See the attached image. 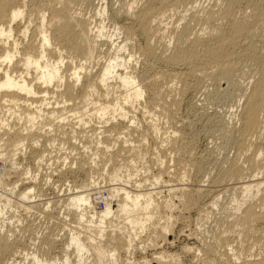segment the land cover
Instances as JSON below:
<instances>
[{"label":"bare ground","instance_id":"bare-ground-1","mask_svg":"<svg viewBox=\"0 0 264 264\" xmlns=\"http://www.w3.org/2000/svg\"><path fill=\"white\" fill-rule=\"evenodd\" d=\"M139 1L141 0H131L129 3L125 2L126 4L121 7V13L126 22L118 21L119 25L114 29L122 31L124 39L113 46L114 51L111 55L104 56L103 60L99 61L100 59L96 60V58L101 53L100 45L103 44V38L109 41L118 34L116 31L109 34L104 33L101 21L96 24L93 15L85 17V14H80L81 8L78 7L82 3L84 5L87 3L88 6L92 5L90 0H0V220L8 215L4 211H10L13 206H20L26 210L36 209L35 211L42 207L44 210H38L39 213L56 220V223L53 222L55 224L51 223V227L55 225V228H47V231L40 227L41 232H37L35 224L28 226L32 227L31 229L35 228L37 232V237L35 239L32 237L33 241L32 238L31 240L28 239L32 241V248L28 252L27 249L15 248L19 239L11 238L10 232L13 230L9 231L6 226L8 221L7 224H4L2 220L0 222V264H119L117 261L120 253L131 255V251H136L135 240L141 237L139 235L148 226L153 227L148 240L160 235L163 236V239L165 238L164 242H168L165 234L169 232L166 226L169 217L162 212L163 217L161 211H163L162 207L163 209L164 207L171 209L174 205L166 201L159 202L158 198L154 196L156 193L150 189H142L143 185L140 182L131 184L133 188L128 187L130 179L132 180L135 174L133 160L136 153L129 145L131 149L127 150L132 152L131 155H127L131 157H127L130 159L129 162L121 160L120 163L118 162L119 164L112 163V155H108L109 159H107L106 153H109L114 147L115 142L108 140L109 133L107 132L110 128L106 125L116 121L117 117L123 120L127 119V109H135L137 104V106L142 104V111L147 114L151 112L150 110L154 106L160 107L158 108L160 113L164 114L163 116L169 122L172 112L177 110L179 104L178 98L176 101L175 96L172 95L173 92L170 90L175 85L172 86L170 83L177 81L176 84H183L188 77L194 78L196 82L197 79H207L223 91L236 88L238 79H244L246 82L248 80L247 89L243 87L241 92L239 91L242 109L239 118L240 127L236 130L237 137H239L238 141L236 142L233 128H225L223 132L225 141L235 144L237 155L244 156L246 168H242L245 165L242 167L237 165L238 159L233 158L236 161L229 160L231 161L229 167L223 170L215 180H211L214 188L210 194L200 186L188 189L186 184L187 187L183 185L186 178L189 177L188 172L191 171V169L188 171L186 169L188 167L185 168V166H189L192 170L194 169V172H198L201 163L192 160L184 162L185 164L182 162V165H185V169L183 168L185 171L183 170L184 173L181 178L183 187L172 188L169 191H178L179 206L186 213L194 209L199 213L203 209L210 211L213 207L219 206V200L227 190L233 191L235 194L238 192V194H234L235 197L229 204L232 208L226 204L220 206L224 212L229 210L228 207L230 208L227 214L231 220L226 223V230L224 231L228 232V235L236 232V236L239 238H234L241 239V245L233 246L232 241L229 242L227 239L229 236L219 235L215 239L212 234L214 236L212 243L210 241L207 244L202 241L201 252L205 256L201 255L204 258L202 264H264L261 261L262 256L260 260L248 258L246 254L250 249L245 252V248L242 246V242L246 243L250 239L253 245L264 244V190L261 191V186L264 185V0H222L220 3L215 0L209 3L208 9L205 10H196L198 0H142L141 3ZM93 6L90 9L95 10L96 15L104 13V9L99 11V8L98 10ZM172 16H175L179 23L182 22L181 28L178 30L175 28L171 31L161 28L160 22ZM31 17L35 18L37 22L35 21V26L32 21L35 28H32L33 31L29 34V22L33 20ZM136 32L144 38L143 47H139L141 48L138 52L139 55L145 60L155 59V54H157L155 49L157 48L154 47L156 45L154 43L158 44L163 41V44L160 42L162 44L160 45L162 46L160 49L162 62L166 64V67L176 71L171 74L169 71L162 70L161 72L160 70L159 73L156 72L157 74L152 76L150 74L149 78L146 72L137 74L134 71L135 52L132 54V40H134L133 36ZM27 35H29L28 40L24 39L27 40L26 43L21 44L18 37H26ZM171 38L173 43L170 47L169 39ZM90 62H94L96 66L90 68L92 70L96 68L95 73L89 70L88 64ZM160 80L164 81L165 89L164 87L162 89L163 85H158ZM186 83L181 87L179 85L180 89H177L178 85L175 86L178 94L176 97L186 93L189 85ZM167 84L172 87L170 88ZM77 89L81 92L78 94L79 98H76L78 100L76 103L73 93L78 91ZM145 96L146 98L148 96L151 101L146 103L144 100V104L141 102ZM58 97L64 101L62 104ZM89 100L90 103H88ZM72 101H75V107L68 109V105L65 104ZM77 104L80 107H77ZM147 106H152V109H148ZM65 111L68 112L65 113ZM170 113H172L171 116ZM79 114L81 115L79 116ZM93 120H97V123L101 125L97 131L103 129L100 131L102 135L97 134L99 132H96L97 135L88 133L90 131L88 130L90 125L88 123ZM130 124H132L131 121ZM111 128L115 129L114 126ZM126 128L124 129L126 130ZM93 130L92 132H94ZM85 132L89 136H86ZM149 132L151 131L149 130ZM149 132L147 131L148 134ZM178 132L172 131V139H174L173 137L177 138L176 133ZM83 133L86 134V139H84L87 140L88 144L86 143V145L88 147L83 145L85 150L82 154L85 153L84 155L88 157V160H80L83 159L78 157L82 155L79 153L81 151L76 152L74 149V153L81 155L74 154L75 157L72 156L74 158L69 159L65 157L62 159L61 168L58 167L60 169L51 170L57 174V177H61L66 171V174L70 173V177L73 179L80 173L85 179L81 180L78 185L68 184V187L61 191L62 194L59 193V197L54 202L49 199L40 200L39 197L42 196L44 189L39 186L40 183L38 182L41 181V184L44 185L50 184L49 181L53 175L52 172H49V174L42 173L44 175L39 177V172H41L39 164L46 157L47 154L45 155V153H48V150L49 152L50 150L51 152L59 151L61 147L64 149L63 146L67 144L72 148L74 142L73 145L71 143L69 145V142L73 139L79 140V136L82 137ZM123 133L119 135L125 137L126 135ZM142 134L145 135V133ZM154 134L156 136L155 132ZM179 138L180 141L182 137ZM123 141L124 145L128 142L125 139ZM188 141L189 143L194 142L189 138ZM174 143L173 146L176 145ZM42 144L43 146H41ZM187 144L184 146L186 150L189 147ZM31 145H35L38 149L43 148L41 151L38 150L40 153L37 152L38 154L33 157L31 165L34 169L28 171L25 166L19 169L18 167L23 165H21L22 162L16 161V154L18 155L20 150H23L22 154L25 156V150L28 149L26 147L30 148ZM90 145L93 146V149L89 148ZM99 146L102 149H99ZM168 146H170L169 143ZM36 147L32 146L34 149ZM121 147L117 149V155L125 151L123 149L126 147ZM173 149L171 152L175 151ZM28 150L33 153L36 149ZM248 151L250 153L245 154ZM34 154L32 155L34 156ZM126 154L124 152V155ZM7 160L9 161L7 162ZM158 160L160 161L159 165L163 164L162 159ZM101 163L104 165L102 166ZM108 163H111L109 170L107 168ZM50 165L52 166L53 163ZM8 169L13 170L15 180L12 178V181L11 177V181L9 179L3 180V173L6 174ZM161 170L158 174H154L155 177L152 176L153 182L150 183V187L161 181L164 173ZM243 173L247 176L245 181H242L246 178ZM98 180L102 181V186L108 183L106 187L103 186L105 191L98 184ZM143 180L146 183L147 179ZM229 181L233 182L230 187L227 186ZM99 189L106 193V198L102 197V200L104 199L102 209H98L96 206L101 200L102 193H99ZM202 191H206L210 195L208 198L206 197L207 199L205 198L206 201L200 207L198 199L199 196L201 197ZM260 191V197L255 198V195ZM237 195L239 196L236 197ZM55 206L57 212L53 216H58L54 218L51 216L52 214L47 215L46 213ZM161 219L164 220L163 224L159 223ZM7 220L10 219L7 217ZM157 226L159 229L156 228ZM43 228L46 229V227ZM66 229L69 231L68 234L65 232ZM60 233L61 236H59ZM218 234L216 233V235ZM201 240L197 242L201 244ZM106 245H109L108 248L111 249H107ZM23 246L24 244L21 247ZM147 247L143 246L139 250H146ZM247 247L250 246L247 245ZM156 249H150L155 251L152 254V260L143 258L136 262L133 260L135 263L130 264H162L161 260L166 258V251L163 252L160 249L161 251L157 253ZM17 258H19L18 261H16ZM128 259L133 258L131 256ZM171 264L178 263L173 260Z\"/></svg>","mask_w":264,"mask_h":264},{"label":"rangeland","instance_id":"rangeland-1","mask_svg":"<svg viewBox=\"0 0 264 264\" xmlns=\"http://www.w3.org/2000/svg\"><path fill=\"white\" fill-rule=\"evenodd\" d=\"M91 1V3H92V5H94L93 7L94 8H96V9H98L99 11H102V9H104V13H100L99 15H96V11L94 10L93 11V9H90V8H92L91 6L92 5H89L88 6V4L86 3L85 5H84V3H82V5H80V7H78V8H81V11H80V14L81 15H84L85 17H89V16H94L93 18H94V21H95V23L97 24V23H100V21L102 22V26L104 27V33H106V34H109L110 32H112V33H114L115 31H116V29H114V27H118V25H119V22H126V20L124 21V18H123V16H122V13H121V7L124 5V4H126L127 2L129 3L131 0H90ZM138 1V0H137ZM213 1H215V0H198V2L196 3V10H201V9H208V7H209V3H212ZM220 1H222V0H216V2H218V3H220ZM95 2V3H94ZM97 2V3H96ZM119 2V3H118ZM126 2V3H125ZM142 2V0L141 1H139V3H141ZM99 3V4H98ZM201 5H200V4ZM199 5V6H198ZM82 6H83V8H82ZM96 6V7H95ZM99 6V7H98ZM139 6V5H138ZM207 6V7H206ZM88 8V9H87ZM115 9V10H114ZM84 10V11H83ZM89 12V13H88ZM93 13V14H92ZM113 16V17H112ZM116 16V17H115ZM34 17V16H33ZM33 17H31L33 20H31L30 22H29V34H31L30 32H32L33 31V29L32 28H35V27H33L34 26V23H35V26H36V19L35 18H33ZM114 17H115V19H114ZM118 19V20H117ZM113 20V21H112ZM117 20V21H116ZM123 20V21H122ZM34 23H33V22ZM36 21V22H35ZM119 21V22H118ZM32 22V24H30ZM127 22H129V21H127ZM178 21L176 20V18H175V16H172V17H170V18H166V19H164V20H162L159 24L161 25L160 27L161 28H165V30L167 29V31H171L172 29H175L176 28V30H178V29H180L181 28V26H182V22H178ZM114 23V24H113ZM118 23V24H117ZM176 25H175V24ZM116 24H117V26H116ZM155 24V23H154ZM164 26V27H163ZM134 28H135V26H134ZM114 30V31H113ZM121 32V33H120ZM116 34H118V35H115V36H113L112 37V39H110L109 41L106 39V38H103V44H101L100 45V54H99V56L96 58V60L98 59H100L99 61H102L103 59L102 58H104V56L105 57H108L107 55H111L112 53H113V51H114V48H113V46L116 44V43H120V42H122V40L124 39V37H123V33H122V31H120V30H118V31H116ZM115 37V38H114ZM21 38V39H20ZM28 38H29V35H27L26 37H18V39H19V42L21 43V44H25L26 43V41L28 40ZM137 38V39H136ZM24 39H27V40H24ZM133 39L134 40H132V42H133V44H132V46H133V52H132V54L134 53V62H135V66H134V71L135 72H137V74H139L140 72L142 73V72H146V73H148L147 75H148V78H149V75L150 76H152V75H154V74H157V73H159V71L161 70V72H162V70L164 71H169L171 74L173 73V71H176L175 69H173V68H169L168 66V68L166 67V64L164 63V62H162L163 61V59H162V57H161V51H160V49H162V46H160V45H162L163 43V41H160L158 44L155 42L154 43V47L155 48H157V49H155V53H157V54H155L156 55V57H155V59L153 60V59H151V60H145V58H143L141 55H139V49H141V48H139V47H143V45H144V38H143V36L142 35H140V33H138V32H136L135 33V36H133ZM136 39V40H135ZM24 40V41H23ZM138 41V42H137ZM169 45H170V47H171V45H172V43H173V41H172V38L171 39H169ZM25 42V43H24ZM165 42V41H164ZM111 44V45H110ZM103 53V54H102ZM127 53V52H126ZM126 53H124V54H126ZM160 53V54H159ZM139 55V56H138ZM160 55V56H159ZM141 57V58H140ZM160 57V58H159ZM156 58H158V59H156ZM161 59V60H160ZM159 60V61H158ZM145 61V62H144ZM150 61V62H149ZM156 61V62H155ZM162 62V63H161ZM147 63V64H146ZM153 63V64H152ZM165 65V66H164ZM91 66V67H90ZM96 67L95 66V64H94V62L92 63V62H90L89 64H88V67H89V70L91 71L92 69H90V68H92V67ZM159 67V68H158ZM98 68V67H97ZM144 68V69H143ZM152 69V70H151ZM97 71V69L96 68H93V70L91 71V72H93V73H95L96 71ZM148 70V71H147ZM150 71V72H149ZM157 72V73H156ZM168 72V73H169ZM192 77H188V78H186V81L184 80V83L182 84V83H180V84H176V82L174 83H170L172 86L173 85H175L176 87H177V85H178V87H177V89H180V87L182 86V85H184L186 82V84L188 85H186L187 86V90H186V93H184V95H180L179 97H176V96H178V94H177V89H176V87L175 86H173V87H175L174 89H173V87L172 86H170V85H168V86H170V90L173 92L172 93V95L173 96H175L174 97V99L176 100L177 98V100H178V106H177V110L174 112H172V113H170V116H171V114H172V117H170V121L169 122H171L170 124H169V122H168V120H167V118H165V116H163L164 114H162V113H160L161 111H160V109H158V108H160V107H158L157 105V107H153V109H152V106H147V108L148 109H152V110H150L149 112L150 113H143V111H142V104H140V106H137L136 105V110L135 109H130L129 108V110L127 109V119H120V118H116V121H112V123L111 122H109L107 125H106V127H109L110 129H108L109 131L107 132V133H109V139L108 140H110V142H115V145H116V148H115V145H114V147L112 148L113 150H115V151H113L112 149L109 151V153H106V155H107V159H109L108 158V155H112L113 156V159L111 158V160H112V163L114 162H116L115 164H117L118 162L120 163V161L122 160L123 162L124 161H128L129 162V160L130 159H127V157L129 156V155H131L132 154V152H130V150H127V149H131V148H129L130 146L133 148L132 150H134V153H136L135 155H136V157H134L135 159V162H134V160H133V166H134V177H132V180L130 179V183H129V185H128V187H132L133 188V186L131 185V184H133L134 185V183H141V185H143L142 187V189H145V190H152V191H154L155 193H156V195H154L155 196V198H158L157 200L159 201V202H164V201H166V202H168L169 204L171 203V204H173L174 206L171 208V209H168V208H166L165 209V207H164V209H163V207H162V210L163 211H161V214H162V216L164 217V215L166 214L168 217H169V220H167V222H166V226H167V230L169 231V232H166V239L168 240V242H164V239H163V236H156L155 238L153 237V239H150L151 240V242H150V240H148V238L151 236V231L153 230V227L152 226H148V227H150L149 229H148V227L147 228H145L143 231H142V233L139 235V236H141V237H139V239H136L135 240V243H134V247H137V250L135 251H131V255H124L123 253H120V257H119V260L117 261V259H116V261H117V263H119V264H130V263H133L134 261L136 262V261H139V260H141V259H143V258H145V259H147V260H152V254H153V252H155V251H153V250H150V249H152V248H157V249H159V250H157L156 249V252L158 253V252H160L161 250L163 251V252H165V257L166 258H168V259H166V258H164V259H162L161 261H162V264L164 263V264H169L170 263V261H171V258H172V261L174 260H176V262L179 264H202V259H204L203 258V256H204V254L201 252L202 251V241L204 242V243H207L208 244V242L210 243V241H211V243L214 241V236H215V239H216V237L217 236H229V237H227V239H228V241L229 242H231V244L233 245V246H235V245H239L240 243H241V239H237V238H234V237H238V236H236L237 234H236V232L235 233H230V235H228V232H226V231H224V230H226V223H228V220L230 221L231 219H230V217L228 218V215L229 214H227V213H229V211H230V208H232V206L230 207V202L232 201V199H233V197H235L234 196V192L233 191H231V192H229L230 190H227L226 192H225V196L223 195L221 198H220V204H219V206L217 205L216 207H213L210 211L207 209H203V210H201L202 212L201 213H199L198 211H196L195 209L193 210V211H190L189 213H186L185 211L183 212V210H181L182 208L179 206V200L177 199L178 197H179V194H178V191H174V192H171V191H169V189H172V188H174V189H178V188H182L183 187V185L185 186V187H187L188 189L190 188V187H196V186H200L203 190L205 189V190H207V192H211V190H213L212 188H214L213 186H214V184H212L211 183V180L212 179H216V177L223 171V170H226L228 167H229V163L231 162V161H233L234 159H238L237 161L236 160H234V161H236L237 162V165L238 166H240V167H242V166H244V167H242L243 169H245L246 168V163H245V160H244V156L242 155V157H240V156H238L237 154V152H236V147H235V144L234 143H229V142H226L225 141V139H224V137H223V132H224V130H225V128H233V130H235V138L237 139L236 140V142L238 141V138L239 137H237V133H236V130L240 127V121H239V118H240V113H241V109H242V100L240 99V97H239V95L241 94L240 92H241V90L243 89V87L244 88H246L247 89V87L249 86H247L246 84H248V80H247V82H246V80H244V79H238L239 80V82H238V80H237V85L238 86H236V88H234V89H230V90H224L223 91V89H220L215 83H213V82H210V81H208L207 79H203L202 78V80L200 79V80H198L197 79V82L196 81H194V78H192ZM190 79V80H189ZM149 80H152V79H149ZM242 80V81H241ZM244 80V81H243ZM161 81V80H160ZM158 82V85H163L162 86V89H163V87H164V89H165V85L163 84L164 83V81H161L162 82V84H159V83H161V82ZM246 82V83H245ZM112 83H114V82H112ZM156 83V82H155ZM165 83H166V81H165ZM199 84V85H198ZM245 84V85H244ZM156 85H157V83H156ZM157 85V86H158ZM179 85H180V87H179ZM240 86H242L240 89H239V87ZM247 86V87H246ZM158 87H160L161 88V86H158ZM78 91H74V97H75V101H76V103H77V101L78 100H76V98L79 96L78 94H79V92H81V90L79 91V89H77ZM174 90V91H173ZM176 90V91H175ZM236 91V92H235ZM240 91V92H239ZM78 92V93H77ZM174 92H176V93H174ZM233 92V93H232ZM76 93V94H75ZM81 94V93H80ZM81 96V95H80ZM79 98V97H78ZM147 99H148V101H147ZM167 99H169V98H167ZM235 99V100H234ZM58 100L60 101V103L62 104L64 101L62 100V98H61V100H60V98L58 97ZM144 100H146V103H148L149 101H151V100H149V97L147 96V98H146V96H145V98L142 100V102L141 103H144L145 101ZM176 100V101H177ZM62 101V102H61ZM75 101H72V102H66V104L65 105H68L67 107H68V109H71V108H74L75 107V104L76 103H74ZM69 103V104H68ZM71 103H72V105H71ZM88 103H90V100L88 101ZM145 104V103H144ZM74 106V107H73ZM77 107L79 106V104H77L76 105ZM69 107H71V108H69ZM80 107V106H79ZM226 109V110H225ZM239 110V111H238ZM142 111V112H141ZM154 111V112H153ZM229 111V112H228ZM68 111H65V113H67ZM129 112V113H128ZM138 112V113H137ZM82 114V113H81ZM81 114H79V116L81 115ZM162 114V115H161ZM131 115V116H130ZM144 115V116H143ZM159 115V116H158ZM175 115H176V117H175ZM225 116V117H224ZM232 116V117H231ZM231 117V118H230ZM93 118V117H92ZM161 118V119H160ZM173 118V119H172ZM180 118V119H179ZM132 122V124H130V121ZM153 119V120H152ZM171 119H172V121H171ZM176 119V120H175ZM188 119V120H187ZM137 120V121H136ZM141 120V121H140ZM150 120H151V122H150ZM167 120V121H166ZM178 121V122H177ZM190 121V122H189ZM98 121L97 120H93V121H91V122H89L88 124H90L89 125V129L88 130H90V131H88V133L89 132H91V134L92 133H94V134H96V132H99V133H97V134H101L102 135V133H100V131H102L103 129H101L100 131H97L98 129H100L99 127H101V125L99 124V123H97ZM168 122V123H167ZM174 122V123H173ZM185 122H189V123H185ZM214 122V123H213ZM101 123V122H100ZM110 123H111V125H110ZM114 123H116V124H114ZM167 123V124H166ZM178 123H179V125H178ZM113 124V125H112ZM126 124V125H125ZM152 124V125H151ZM182 124V125H181ZM239 124V125H238ZM93 125H94V127H93ZM110 125V126H109ZM105 126V125H104ZM115 127V129H113V128H111V127ZM117 126H118V128H117ZM123 126H126V127H128L129 128V130H127L128 128H126V127H123ZM131 126V127H130ZM137 126V127H136ZM148 126V127H147ZM166 126V127H165ZM225 126V127H224ZM230 126H232V127H230ZM92 129H91V128ZM105 127V128H106ZM119 127H121V128H119ZM145 127V128H144ZM152 127V128H151ZM157 127H158V129H157ZM160 127V128H159ZM165 127V128H164ZM169 127V128H168ZM187 129H186V128ZM189 127V128H188ZM123 128V129H122ZM124 128H126V130L124 129ZM143 128V129H142ZM94 129V130H93ZM112 129H113V131H112ZM123 131H122V130ZM135 129V130H134ZM155 129H156V131H155ZM174 129V130H173ZM92 130L94 131V132H92ZM120 130V131H119ZM143 130H145V131H143ZM149 132V130L151 131V132H149V134L147 133V131ZM164 130V131H163ZM176 130V132H178V133H176V135H177V138L175 139V137H173L174 139H172V135H171V133H172V131H175ZM112 131V132H111ZM117 131V132H116ZM130 131V132H129ZM133 131H135V132H133V134H132V132ZM139 131V132H138ZM141 131H143V132H141ZM153 131V132H152ZM160 131V132H159ZM222 131V132H221ZM111 132V133H110ZM116 132V133H115ZM124 132V133H123ZM154 132L156 133V136H155V134H154ZM186 132V133H185ZM217 132V133H216ZM86 134V136H89L88 135V133L87 132H85ZM107 133H106V136H107ZM112 133H113V135H112ZM118 133V135H116ZM120 133H123L124 135H126L125 137L124 136H120L119 134ZM142 134V133H145V135L144 134H142L141 136L139 135V134ZM90 134V133H89ZM96 134V135H97ZM128 134V135H127ZM165 134V135H164ZM81 135V134H80ZM83 136L82 137H80L79 135V140L77 139V140H75V139H73V140H71L70 142H69V145H70V143H71V145H73V142H74V145L72 146V148H70L71 146H67V145H65V146H63L64 147V149L61 147L60 148V151L61 152H58V151H52L51 152V150H50V152H49V150H48V153L47 154H49L48 155V157L50 156V157H53V156H56L58 159H57V162L58 163H60V160H62L63 158H65V157H68L67 159H69V158H71L72 156H74L75 157V155L74 154H79V153H83L84 152V147H83V145H85L86 147H88V145H86V143L88 144V142H87V140H85L86 138V136L84 135V133L82 134ZM144 135V136H143ZM152 135V136H151ZM182 135V136H181ZM91 136V135H90ZM104 136H105V134H104ZM113 136V137H112ZM158 136H160V137H158ZM163 136H165V137H163ZM171 136V137H170ZM120 137V138H119ZM137 137V138H136ZM146 137V138H145ZM157 137V138H156ZM179 137H182L181 138V142L179 141ZM78 138V137H77ZM83 138V139H82ZM85 138V139H84ZM127 138V139H126ZM129 138V139H128ZM131 138V139H130ZM145 138V139H144ZM155 138V139H154ZM168 138H170V139H168ZM188 138H189V140L191 139V141L193 142V143H189V141H188ZM127 140L128 142L127 143H125V145H124V141L123 140ZM144 139V140H143ZM158 139V140H157ZM85 140V141H84ZM119 140V141H118ZM130 140V141H129ZM134 140H136V141H134ZM175 140V141H174ZM178 140V141H177ZM218 140V141H217ZM83 143H82V142ZM133 141V142H132ZM172 141H173V143L174 144H176V145H174L173 146V143H172ZM177 141V142H176ZM183 141V142H182ZM185 141V142H184ZM82 144H81V143ZM139 142H140V144H139ZM165 142H166V144H165ZM178 142H180V144H181V147L183 146V148H181L180 147V144H177ZM149 143V144H148ZM158 143V144H157ZM168 143H169V145L170 146H168ZM172 144V146H171V144ZM183 143H184V145H183ZM188 143V144H187ZM111 145H113L112 143H110ZM134 144V145H133ZM138 144V145H137ZM142 144V145H141ZM146 144V145H145ZM161 144V145H160ZM185 144H187V147L189 146H191L190 148L188 147L187 148V150L185 149L186 147H184V146H186ZM189 144H191V145H189ZM209 144V145H208ZM28 145H29V143H28ZM93 145V144H92ZM119 145V146H118ZM130 145V146H129ZM145 145V146H144ZM158 145V146H157ZM179 147H178V146ZM32 146L33 147H36L35 145H31V147L29 148L28 146L26 147V148H28V149H31V150H35L32 154H34V153H36V154H34V156L30 153V151L28 150V149H26L25 151H26V153H25V156L22 154L23 153V150H20V152H19V154L17 155L16 154V161L18 162V161H20L19 163H21V165H23L22 167H18L19 169H22L24 166H25V169L26 170H28V171H31V170H33L34 168H33V166L31 165V163H32V161H33V157H35L38 153L37 152H39L40 153V151H41V149H43V148H41V149H38V147H36L35 149L34 148H32ZM38 146V145H37ZM41 146H43V144L41 145ZM81 146V147H80ZM94 146V145H93ZM93 146H91L90 145V149L93 147ZM121 146H123V147H121ZM144 146V147H143ZM163 146V147H162ZM177 146V148H174V147H176ZM78 147V148H77ZM79 147H80V149H79ZM101 146H99V149H102V148H100ZM119 147H121V148H125V149H123V150H125L124 152L125 153H127L126 155H124V152H121L122 154H116L117 152V149H119ZM137 149H136V148ZM155 147H156V149H155ZM161 147V148H160ZM167 147V148H166ZM70 148V149H69ZM77 148V149H76ZM115 148V149H114ZM174 148V149H173ZM179 148H181V149H179ZM76 150V152H79V151H81V152H79V153H74V151ZM93 149V148H92ZM139 149V150H138ZM149 149H151V150H149ZM172 149H173V151L176 153V155H175V153L174 152H171L172 151ZM18 150H19V148H18ZM38 150H40V151H38ZM64 150V151H63ZM71 150V151H70ZM126 150H127V152H126ZM178 150H180V151H178ZM192 150V151H191ZM14 151H16V150H14ZM13 151V152H14ZM107 151V152H108ZM111 151H113V152H111ZM136 151V152H135ZM153 151H154V153H153ZM166 151V152H165ZM177 151V152H176ZM184 151H185V153H187V154H185L184 153ZM191 151V152H190ZM16 153H17V151H16ZM114 153V154H113ZM158 153V154H157ZM160 153V154H159ZM167 153V154H166ZM178 153V154H177ZM250 153V151H248V153L246 152L245 154H249ZM73 154V155H72ZM81 154H79V155H81ZM85 154V153H84ZM84 154H82L81 156H78V157H80V158H83V159H80V160H88L87 158L88 157H86V155H84ZM116 154V155H115ZM189 154H192V155H189ZM23 155V156H22ZM46 155V154H45ZM128 155V156H127ZM158 155V156H157ZM164 155V156H163ZM121 156H123L122 158H121ZM170 156H171V158H170ZM191 156V157H190ZM48 157H45L44 159H43V161L39 164L40 166H41V169H40V171L41 172H39V177L41 176V175H44V174H49V172L51 173L52 171H51V169H53L54 168V166L52 165H50V164H52L51 162V158L49 159ZM74 157H72V158H74ZM77 156H76V158L77 159H79ZM155 157V158H154ZM185 157V158H184ZM237 157H239V158H237ZM128 158H131V157H128ZM164 158V159H163ZM166 158V159H165ZM181 159V160H183V161H181V160H179V159ZM186 158H188L187 160H186ZM190 158V159H189ZM234 158V159H233ZM125 159H127V160H125ZM133 159V158H132ZM158 159H162V162H163V164H160L159 165V160ZM242 159V160H241ZM15 160V159H14ZM85 160V161H86ZM105 160V159H104ZM103 160V161H104ZM114 160V161H113ZM116 160V161H115ZM152 160V161H151ZM154 160V161H153ZM190 160H192V161H195L196 163L198 162V163H201L200 164V170L198 171V172H194L193 170H192V168H190L189 166H185V165H182L184 162H188V161H190ZM225 160V161H224ZM228 160V161H227ZM229 160H231V161H229ZM9 160H7V162H8ZM48 161H50V163H48ZM200 161V162H199ZM239 161V162H238ZM243 161V162H242ZM151 162V163H150ZM153 162V163H152ZM176 162V163H175ZM183 162V163H182ZM46 163H48V164H46ZM105 163V162H104ZM118 163V164H119ZM243 163V164H242ZM245 163V164H244ZM30 164V165H29ZM41 164H46L45 166L44 165H41ZM111 163H108L107 164V168H108V170H109V166L111 167V165H110ZM185 164V163H184ZM224 164V165H223ZM48 165V166H47ZM50 165V166H49ZM101 165L103 166L104 164L103 163H101ZM60 165L59 164H57L56 165V167H57V169H60L61 168V166H60V168H58ZM162 166V167H161ZM184 166H185V168L186 167H188V168H186L188 171H190V169H191V171L190 172H188V175H189V177H187L186 178V180L184 181V184H183V181L181 180V178L183 177V173H184ZM48 167V168H47ZM53 167V168H52ZM146 167H148V168H146ZM43 168V169H42ZM152 168V169H151ZM159 168V169H158ZM164 168V169H163ZM177 168V169H176ZM184 168V169H183ZM3 169H6V168H4L3 167ZM163 170L164 171V173H163V175H162V178H161V181L160 182H158V184H156V185H152V187H150V183H152L153 181H152V178L153 177H155L154 176V174L156 175V174H158L159 173V171L160 170ZM7 170V169H6ZM49 170V171H48ZM161 170V171H162ZM167 170V171H166ZM180 170V171H179ZM184 170V171H183ZM140 171H142V173H140ZM162 171V172H163ZM196 171V170H195ZM203 171V172H202ZM243 172H245L244 170H242ZM167 172V173H166ZM168 172H169V174H168ZM42 173H44V174H42ZM190 173V174H189ZM52 176H51V178H50V181H49V183L50 184H47V185H44V184H41V181L40 182H38V183H40V187H42L43 189H44V192H43V194H42V196L41 197H39V199L41 200H43V199H49L50 201L52 200L53 202H54V200H56L58 197H59V193L60 194H62V192L61 191H63L64 189H66V187H68V184L69 185H78L80 182H81V180H83V179H85V177H83L82 176V174L80 173H78L79 175L76 177V178H72V177H70V173H68V174H66V171H65V173L64 174H66V175H61V177H57V174H55V173H53L52 172ZM55 174V175H54ZM165 174V175H164ZM175 174V175H174ZM205 174V175H204ZM54 176L55 177H57L56 178V180H54L55 178H54ZM153 176V177H152ZM210 176V177H209ZM243 176H246L245 175V173H243ZM3 180H6L7 178H6V174L5 173H3ZM169 177V178H168ZM174 177V178H173ZM263 177V176H262ZM14 179V176L13 175H11V180L13 181V179ZM41 178V177H40ZM81 178V179H80ZM150 178V179H149ZM172 178V179H171ZM259 178H261L260 176H259ZM80 179V180H79ZM143 179H147L146 180V183H144V180ZM202 179V180H201ZM247 179V176H246V178L244 179V180H242V181H245ZM9 180H10V178H9ZM10 180V181H11ZM15 180V179H14ZM62 180V181H61ZM73 180V181H72ZM77 180V181H76ZM173 180V181H172ZM177 180H178V182H177ZM64 181V182H63ZM70 181H72V182H70ZM75 181V182H74ZM137 181V182H136ZM190 181V182H189ZM197 183H196V182ZM241 181V180H240ZM76 182H78V183H76ZM230 182V183H229ZM228 183H227V186L228 187H230V186H232L233 184V182H231V181H229ZM42 183H44V182H42ZM72 183V184H71ZM205 183V184H204ZM53 184V185H52ZM67 184V185H66ZM98 184L100 185V187H102V189L104 190V188H103V186L104 187H106V185L108 184H106V185H104L103 184V186H102V181L101 180H98ZM97 184V187H99V185ZM183 184V185H182ZM187 186H186V185ZM42 185V186H41ZM137 185V184H136ZM179 185V186H178ZM61 186V187H60ZM176 188H175V187ZM263 187H264V185H262L261 186V191H263L264 189H263ZM42 189V190H43ZM57 189V190H56ZM102 189H99L98 191H99V193H102L101 194V197H100V201H99V203H98V205H96V206H98L97 208L98 209H102V207H103V200L106 198V193L104 192V191H102ZM228 189V188H227ZM60 191V192H59ZM95 191V190H94ZM261 191H260V193H257V195H255V198H257V197H260V194H261ZM206 191L205 192H201L202 194H200L201 195V197L199 196V199H198V204H199V206L200 207H202L201 206V204H203L205 201H206V199L208 198V196L211 194H209V193H207ZM55 193V194H54ZM207 193V194H206ZM231 193V194H230ZM256 193V192H255ZM254 193V194H255ZM47 194V195H46ZM236 194H238V192H236ZM235 194V195H236ZM231 197H230V196ZM50 196V197H49ZM55 196H57V197H55ZM61 196V195H60ZM178 196V197H177ZM229 196V197H228ZM239 195H237L236 197H238ZM52 197V198H51ZM102 197H104V199L102 200ZM207 197V198H206ZM203 198V199H202ZM206 198V199H205ZM254 198V199H255ZM230 199V200H229ZM245 199V198H244ZM243 199V200H244ZM253 199V200H254ZM204 200V201H203ZM245 201V200H244ZM202 202V203H201ZM229 202V203H228ZM245 202H248V201H245ZM221 204H223V205H229V207H228V211H226V212H224V211H222L221 210ZM233 205V204H232ZM264 207V206H263ZM41 210H44L42 207L40 208ZM40 209H38V210H40ZM36 209H31V210H26V209H24V208H22V207H20V206H13V207H11L10 208V211H8V210H5L4 211V213L6 214V213H8V215H6V217H3L1 220H0V222L3 220V223L4 224H7V221H8V224L6 225L7 227H8V229H9V231L11 230H13L12 232H10V234H12V239H14V240H18V243H16V245L18 246H15V248H22V249H27L26 251L28 252V250L29 249H31L32 248V245H31V243H32V241L37 237L36 236V233L39 231V232H41L40 230L42 229V230H46L47 231V228L48 229H53V228H55V225L53 226V227H51V225L52 224H55L56 222V220H52L53 218H48L46 215H44V214H42V213H39L40 211H35ZM51 210H53L52 212H51ZM51 210H48V212L46 213L47 215H51L52 217H54L55 218V216L56 215H54L53 216V214H56L55 212H57V208H56V206L54 207V208H52ZM56 210V211H55ZM169 210V211H168ZM199 210V211H200ZM204 210H206V211H204ZM218 210V211H217ZM50 211V212H49ZM36 212V213H35ZM164 213V215H163V213ZM205 212V213H204ZM209 212V213H208ZM217 212V213H216ZM225 213V214H224ZM58 214V213H57ZM215 214V215H214ZM213 215V216H212ZM43 216V217H42ZM46 216V217H45ZM58 216V215H57ZM56 216V217H57ZM200 216V217H199ZM202 216V217H201ZM7 217L10 219V220H7ZM213 217V218H212ZM12 218V219H11ZM44 218V219H43ZM48 218V219H47ZM208 218V219H207ZM215 218V219H214ZM50 219H51V221H50ZM216 221V222H215ZM227 221V222H226ZM14 222V223H13ZM46 222H47V224H46ZM53 222H55V223H53ZM163 222H164V220H160V222L159 223H161V224H163ZM221 222V223H220ZM225 222V223H224ZM49 223V224H48ZM52 223V224H51ZM220 223V224H219ZM224 225H223V224ZM34 224L37 226V232L35 231L36 229L35 228H33V229H31L32 227H28V226H34ZM212 224V225H211ZM224 226H222V225ZM27 225V226H26ZM39 225V226H38ZM44 225V226H43ZM23 228H22V227ZM25 226H26V228H25ZM50 226V227H49ZM218 226V227H217ZM39 227V228H38ZM40 227H41V229H40ZM43 227H46V229L45 228H43ZM29 228V229H28ZM157 229H159V227L157 226L156 227ZM19 229V230H18ZM40 229V230H39ZM215 231H214V230ZM223 229V230H222ZM18 230V231H17ZM219 230H220V232H219ZM25 231V232H24ZM145 231V232H144ZM148 231H150V232H148ZM222 231V232H221ZM65 232L68 234L69 233V231H68V229H66L65 230ZM205 232V233H204ZM224 232V233H223ZM226 232V233H225ZM204 233V234H203ZM215 233V234H214ZM216 233L218 234V233H221V234H218V235H216ZM24 234V235H23ZM194 234V235H193ZM202 234V235H201ZM214 236H213V235ZM39 235V234H38ZM162 235V234H161ZM204 235V236H203ZM35 236V237H34ZM59 236H61V233L59 234ZM199 236V237H198ZM34 239H33V238ZM38 237H40V236H38ZM209 237V238H208ZM31 238H32V241H30L31 240ZM212 238V239H211ZM232 238V239H231ZM234 238V239H233ZM239 238V237H238ZM28 239H30V240H28ZM202 239V240H201ZM237 241H236V240ZM13 240V241H14ZM201 240V244L200 243H198L199 241ZM251 240V239H250ZM247 241L246 243H244V242H242V246L245 248V252H247L246 250H248V249H250V250H248V252H247V256H248V258H250V259H254V260H256V259H261L262 257V259H261V261H263V263H264V244L263 245H259V243H258V245H253L252 244V241ZM156 243H154V242ZM198 241V242H197ZM239 241V242H238ZM28 244H27V243ZM237 242V243H236ZM250 243V244H247V243ZM30 243V244H29ZM149 244L148 245V247H147V244ZM169 243V244H168ZM186 243V244H185ZM24 244V246L23 247H21L22 245ZM142 244V245H141ZM155 244V245H154ZM244 244V245H243ZM246 244V245H245ZM28 245V246H27ZM153 245V246H152ZM200 245V246H199ZM241 245V244H240ZM239 245V246H240ZM247 245L248 246H250L249 248L247 247ZM27 246V247H26ZM108 246L109 245H106V247H107V249H111V248H108ZM140 246V247H139ZM147 247V249L146 250H139L141 247ZM150 246V247H149ZM152 246V247H151ZM185 246H186V249H188V250H184V248H185ZM246 246V247H245ZM252 246H254V247H252ZM263 246V247H262ZM25 247V248H24ZM30 247V248H29ZM190 247V248H189ZM243 248V249H244ZM259 248H260V250H259ZM161 249V250H160ZM262 249V250H261ZM30 251V250H29ZM187 251V252H186ZM250 251V252H249ZM253 251V252H252ZM201 252V253H200ZM261 252V253H260ZM133 253V254H132ZM171 253V254H170ZM251 253V254H250ZM258 253V254H257ZM166 254H167V256H166ZM175 254V255H174ZM254 254V255H253ZM171 255V256H170ZM174 255V256H173ZM201 255H203L202 257H201ZM132 256V258L133 259H128V257L130 258ZM170 256V257H169ZM262 256V257H261ZM124 257H125V259H124ZM174 257V258H173ZM198 257V258H197ZM205 257V256H204ZM253 257V258H252ZM139 258V259H138ZM151 258V259H150ZM194 258V259H193ZM166 259V260H165ZM19 260V258H17L16 259V261H18ZM134 260V261H133ZM167 262V263H165V262ZM172 261H171V263H172ZM134 262V263H135ZM153 263H154V261H152ZM237 262V261H236ZM170 263V264H171ZM140 264V263H139Z\"/></svg>","mask_w":264,"mask_h":264},{"label":"built area","instance_id":"built-area-1","mask_svg":"<svg viewBox=\"0 0 264 264\" xmlns=\"http://www.w3.org/2000/svg\"><path fill=\"white\" fill-rule=\"evenodd\" d=\"M67 124H68V123H67ZM76 126H77V125H76ZM76 126H75V127H76ZM68 128H69V127H68ZM68 128H67V129H68ZM68 131H69V129H68ZM55 151H58V150H55ZM63 151H64V150H63ZM58 152H61V151L59 150ZM45 154H47V153H45ZM46 157H48V154L46 155ZM48 158H49V159L51 158V161H52L51 163H53V165H54V168H53L52 170H54V169L57 168V167H56L57 164H59L60 166H62V165H61L62 160H60V163H58V162H57V159H58V158H57L56 156H53V157H50V156H49ZM41 165H44V164H41ZM52 170H51V171H52ZM11 175H13V170L8 169V171L6 172V178H7V180L11 177ZM54 178H55L54 180H56L57 177L54 176Z\"/></svg>","mask_w":264,"mask_h":264}]
</instances>
